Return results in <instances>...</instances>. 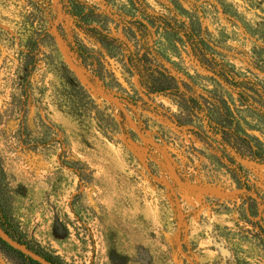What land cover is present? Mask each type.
<instances>
[{
    "label": "rangeland",
    "instance_id": "obj_1",
    "mask_svg": "<svg viewBox=\"0 0 264 264\" xmlns=\"http://www.w3.org/2000/svg\"><path fill=\"white\" fill-rule=\"evenodd\" d=\"M78 1L121 40H135L124 24L145 13L190 20L234 80L264 86V0ZM69 4L0 0L6 226L59 264H264V164L233 165L232 151L197 136L203 121L179 124L178 103L145 93L124 51L83 35ZM178 36L149 41L172 73L233 101L264 148V119ZM0 264L22 263L0 249Z\"/></svg>",
    "mask_w": 264,
    "mask_h": 264
},
{
    "label": "trees",
    "instance_id": "obj_2",
    "mask_svg": "<svg viewBox=\"0 0 264 264\" xmlns=\"http://www.w3.org/2000/svg\"><path fill=\"white\" fill-rule=\"evenodd\" d=\"M69 2V14L74 18L76 27L83 35L91 38L109 54L124 51L126 64L136 75L138 84L145 93L163 94L178 103L180 112L176 120L179 124L190 123L195 119L203 121L206 129L197 128L195 130L197 136L218 144L221 150L232 151V155L227 154L226 157L233 165L239 166L237 162L239 158L264 164V148L254 142L241 126L238 106L222 94L212 90H198L189 78L183 79L172 73L161 59V53L155 44L156 40L149 41L151 34L155 32L179 35L178 38L187 44L191 55L203 68L232 86L240 105L248 106L264 119V86L254 80H234L224 64L216 60L208 41L192 21L181 20L175 16H150L145 13V19H135L124 24V32L129 37L133 36L135 40H129L128 37L121 40L92 24V8L78 0H69ZM149 25L155 30H151ZM77 49L82 58L83 49L79 44ZM6 204L7 196L0 184V225L13 238L22 242L5 224ZM0 249L15 254L22 264H40L14 249L1 238ZM34 251L53 264H59L54 256L36 249Z\"/></svg>",
    "mask_w": 264,
    "mask_h": 264
},
{
    "label": "water",
    "instance_id": "obj_3",
    "mask_svg": "<svg viewBox=\"0 0 264 264\" xmlns=\"http://www.w3.org/2000/svg\"><path fill=\"white\" fill-rule=\"evenodd\" d=\"M107 60L111 66V70L115 74V76L122 80L121 74L116 69V66L113 62V60L110 57H107ZM0 238L5 241L8 245L13 247L14 249L19 250L20 252L24 253L25 255L31 257L32 259L38 261L40 264H53L49 260H47L44 256L39 254L38 252L32 250L22 242L18 241L17 239L13 238L7 231L4 230V228L0 225Z\"/></svg>",
    "mask_w": 264,
    "mask_h": 264
}]
</instances>
